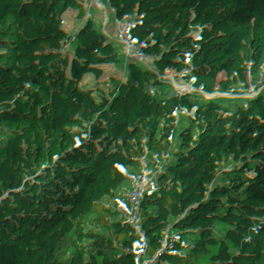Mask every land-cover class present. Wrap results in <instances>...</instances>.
Instances as JSON below:
<instances>
[{
  "label": "trees",
  "instance_id": "16d2710c",
  "mask_svg": "<svg viewBox=\"0 0 264 264\" xmlns=\"http://www.w3.org/2000/svg\"><path fill=\"white\" fill-rule=\"evenodd\" d=\"M45 1L61 12L85 68L79 80L97 82L89 106L64 102L63 130L77 147L103 144L92 162L117 198L143 199L138 188L150 181L155 214L168 222L207 217L223 199L238 211L203 230L118 227L109 218L121 211L91 192L68 224L45 218L46 205L60 209L84 183L56 138L34 169L22 153L28 140L40 151L45 143L46 113L32 92L49 77L53 41L42 7L0 0V264H39L54 246L50 264H125L139 233L156 240L137 264H264L255 186L264 187V0Z\"/></svg>",
  "mask_w": 264,
  "mask_h": 264
},
{
  "label": "built area",
  "instance_id": "2783aa9c",
  "mask_svg": "<svg viewBox=\"0 0 264 264\" xmlns=\"http://www.w3.org/2000/svg\"><path fill=\"white\" fill-rule=\"evenodd\" d=\"M35 5L42 7L46 13L50 23L53 48L51 52V69L49 77L45 82V86L42 90H35L33 95L38 97L41 101L40 111L47 114L46 129L44 132L45 149L44 153L53 145V138L63 143V161L72 170L77 172L81 176V180L84 183V194L82 200L86 203L88 193L100 192L105 195L108 200L113 202L121 211V216H111L109 223L112 226L122 227L126 223L142 226V225H161L164 228H174L179 226L193 227L200 224L195 223L198 220L193 218L190 221L168 222L163 219V216L156 215L155 197L152 192L153 183L150 181L145 182L143 187H139L138 190L144 192L145 197L143 199H137L134 197L126 198L121 202L115 193V188L105 182V177L108 172L106 170H100L97 166L93 165V157L101 152L103 147L102 143L94 142L84 144L82 147H77L76 139L71 135L68 129L62 130L61 124L64 122L62 112L65 109L62 99L67 100L72 106H89L91 99L88 97L87 90L90 87L97 86V82L92 78H86L79 80L78 75L85 71L80 58L72 54L69 47L68 39L65 34L63 26L62 15L60 10L53 8L45 0H30ZM144 14L148 11L146 8H136ZM165 19V18H163ZM177 23V22H176ZM103 89L113 90V86H100ZM124 89L134 94L135 96L142 95V87L125 86ZM69 141L73 143L75 148L73 152L69 151ZM26 149L22 150V153L26 154ZM73 157L72 161L70 157ZM151 164L154 168H160L161 157L152 158ZM33 164L32 169H34ZM31 171L25 175V180H29ZM158 177V175H154ZM260 180V175H258ZM255 186L261 192L259 183L256 181ZM249 207L243 206L240 210H246ZM86 211L87 209H82ZM235 213L238 209L234 210ZM233 211V212H234ZM202 214V213H200ZM210 215V214H209ZM205 217V227H213L219 220H214L212 216ZM155 236L149 237L145 234H137L133 237L130 243V249L125 253V264H137L138 259L143 254V251L150 249L155 245ZM57 250V246L52 249L44 251L36 260L39 264H50L53 256V252Z\"/></svg>",
  "mask_w": 264,
  "mask_h": 264
},
{
  "label": "rangeland",
  "instance_id": "374dc122",
  "mask_svg": "<svg viewBox=\"0 0 264 264\" xmlns=\"http://www.w3.org/2000/svg\"><path fill=\"white\" fill-rule=\"evenodd\" d=\"M92 88V87H90ZM90 90V89H89ZM88 90V91H89ZM91 90H94L93 88ZM88 93V92H87ZM67 102V100L65 99H62V102ZM71 106V104L69 105ZM45 119L47 120V114H46V117ZM62 130H63V126H62ZM54 140V139H53ZM52 140V141H53ZM58 145L62 146V149H64V145L63 143L61 142H58ZM42 149L44 150L45 149V143L41 145ZM75 148V146L73 145L72 142L69 141V151L70 152H73V149ZM60 149V150H62ZM63 152V151H62ZM63 153H62V158H63ZM25 158L27 160H29V156H28V152L27 154L25 155ZM37 158V157H36ZM36 158H33L31 161V163L35 162ZM71 161L73 159V157L71 156ZM33 161V162H32ZM31 184V183H30ZM261 192L259 194L260 197H258V200H262L264 199V187L260 188ZM83 194L84 192L81 194V193H68V194H63L62 197L64 198L65 200V204L60 208V209H57L54 205L52 204H48L45 206L44 208V211L42 212V215L45 217V218H54V220H56V222L59 224L61 221L65 222L66 224L69 223V221L72 220L74 214L79 211V210H82V209H88V205H87V202L85 203L82 198H83ZM105 197V196H104ZM224 200V199H223ZM223 200H222V203L220 204V206L218 207L217 210H213L211 208H209V217L212 216L214 218V220H221V218H225V217H229L231 215H234L236 214L235 211H229V210H226L224 209L223 207ZM255 201H251V203L249 204H246L245 206L247 207H250L252 204H254ZM181 207L184 206V203L183 205L180 204ZM195 223H198L200 225L198 226H193V227H190V228H193V229H199V230H203L202 228H204V224L208 223L206 222V219H205V216H203L202 214H198V221L192 223V224H195ZM177 228V227H175ZM147 250H145L146 252Z\"/></svg>",
  "mask_w": 264,
  "mask_h": 264
},
{
  "label": "crops",
  "instance_id": "0c3cea01",
  "mask_svg": "<svg viewBox=\"0 0 264 264\" xmlns=\"http://www.w3.org/2000/svg\"><path fill=\"white\" fill-rule=\"evenodd\" d=\"M60 125H61V128H62L63 124L60 123ZM25 149L28 152V156H29V158H28L29 160L26 159L27 161H31L33 158H36L37 157L36 160H35V162H36L37 159L41 158L44 155V150L40 151L37 148L36 141H34V140H28L25 143ZM27 152H26V154H27ZM35 162H33L32 164H34ZM30 179H31V177L29 178V180ZM181 205H183V203H181Z\"/></svg>",
  "mask_w": 264,
  "mask_h": 264
},
{
  "label": "water",
  "instance_id": "95a60500",
  "mask_svg": "<svg viewBox=\"0 0 264 264\" xmlns=\"http://www.w3.org/2000/svg\"><path fill=\"white\" fill-rule=\"evenodd\" d=\"M157 17H160V18H163V16H161V15H156ZM165 18V17H164Z\"/></svg>",
  "mask_w": 264,
  "mask_h": 264
}]
</instances>
